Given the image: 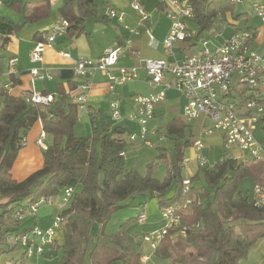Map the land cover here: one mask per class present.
<instances>
[{"label":"trees","instance_id":"trees-1","mask_svg":"<svg viewBox=\"0 0 264 264\" xmlns=\"http://www.w3.org/2000/svg\"><path fill=\"white\" fill-rule=\"evenodd\" d=\"M188 3L192 8L189 19L195 20L197 30L192 33L186 28L184 40L177 42L188 56L197 54L199 45L221 32L227 14L235 21L245 16L236 14L234 0ZM100 7L96 0H63L58 16L67 24L66 36L73 39L82 35L84 20L101 14ZM48 16V0H42L26 12L25 20L37 22ZM20 28L13 26L7 36L1 37L2 45ZM247 30L252 42L256 33ZM9 76L13 84L18 83L13 74ZM234 87L242 102L250 98L245 86ZM25 95H12L0 84V256L9 253L14 264H30L20 245L8 242L31 228H21L15 213L42 197L60 196L67 186H73L75 191L70 204L58 214L65 234L60 248L54 241L49 248L62 252L52 264H139L143 244L126 230L133 220L123 224L117 234L105 233L104 227L125 200L145 193L157 200L160 209L180 207L179 224L167 230L154 249L157 256L171 259L173 264H239L259 240H264L263 162L223 158L210 168H198L201 175L199 171L190 175L188 189L182 193L183 151L195 143L194 134L200 132L198 123L191 127L182 118L174 117L164 126L163 137L173 142L174 154L158 148L157 159L168 165L167 177L159 181L150 172L142 176L125 169L124 155L120 156L126 146L123 127L93 123L90 136L76 138L73 127L77 102L58 107L53 101L40 107L26 103ZM260 103L264 111V101ZM38 122L52 142L42 153V167L18 181L13 178L12 169L22 147L23 133ZM257 125L264 131V112ZM186 130L189 137L185 136ZM244 180L250 182L251 188H241ZM175 181L174 195L167 199V191ZM256 187L260 190L258 195ZM93 223L102 228L95 236L91 234Z\"/></svg>","mask_w":264,"mask_h":264},{"label":"built area","instance_id":"built-area-1","mask_svg":"<svg viewBox=\"0 0 264 264\" xmlns=\"http://www.w3.org/2000/svg\"><path fill=\"white\" fill-rule=\"evenodd\" d=\"M234 1L238 2L239 0ZM166 4L170 28L163 41V53L166 57L164 59H145L136 66L115 68L118 55L117 48L104 50L96 60L81 56L71 59L68 52L60 54L62 57L72 60V69L76 77H87L95 70L105 73L108 78L107 89L109 91H113L115 86H122L138 78L139 71H143L152 89L163 83L165 89H175L185 99L182 111L185 123L203 121L204 125L201 127V131L207 136L215 131L220 132L223 147L229 156L242 161L249 159L263 162L264 168V147L258 144L252 135V126L258 124V120L264 112L260 103V101H264V91L261 89L264 85V59L250 49V32L248 30H236L213 48H208V41H204L197 54L186 56L180 61L168 60L173 56L174 45L183 41L186 36L184 20L191 18L192 8L188 0H167ZM130 7L140 17V24L146 21L147 14L139 2L131 1ZM252 13L264 23V5L252 4ZM120 16V13L111 8L105 13L106 18L117 17L120 20ZM66 26V22L62 19L53 22L50 32L43 35L29 53V61L32 64L41 61L43 51L54 46L56 37L65 34ZM145 32L150 40H153L150 33L147 30ZM218 37H220V33L214 35V38ZM135 55L137 58L140 57L139 53H135ZM15 64L16 59L8 60V67L12 73ZM115 69L117 74L114 73ZM30 75L32 80L42 82L53 79L50 72L35 67L30 69ZM167 76L170 77V82H164ZM236 85L246 87L248 91L246 94L250 98L245 102H242L235 92L236 87L234 86ZM4 87L9 91L12 89L10 85H4ZM24 98L26 103L40 107L48 106L54 101L52 95L39 92L28 93ZM163 100L164 92L148 97L134 98L136 108L131 119L137 120L140 127L138 139L147 146H151V143L146 139L145 124L154 116V106ZM76 101L79 107H85L86 97L84 95L78 96ZM110 114L113 121L120 118L117 104L114 102L110 103ZM136 138L135 135H132L129 140L135 141ZM45 139L46 135L42 131L36 141V145L43 151L47 148ZM21 145H25L24 140ZM192 147L195 152L193 162L198 168L206 167L208 163L206 158L201 155L204 149L201 142L196 140ZM230 151L235 152V154L230 153ZM123 155L124 153H120V156ZM187 164L188 161L183 160L181 166L186 167ZM188 185L189 180L186 178L182 182V193L187 191ZM74 191L73 186H67L63 189L59 196L60 203L56 206V217L50 227L43 230L35 223L27 232L15 238V241L25 251L26 257L33 254L41 255L46 245L51 246L56 230L63 226V220L58 214L70 204ZM254 191L256 195L260 193L258 187ZM52 205L53 197H42L17 211L15 217L20 222L26 217L34 220L40 207ZM179 210L178 205L163 208V217L166 219L165 226L161 230L147 234L143 238L144 244L154 250L165 232L179 224ZM145 220L146 216L140 214L137 224L142 225ZM143 261H148V257H144Z\"/></svg>","mask_w":264,"mask_h":264},{"label":"crops","instance_id":"crops-1","mask_svg":"<svg viewBox=\"0 0 264 264\" xmlns=\"http://www.w3.org/2000/svg\"><path fill=\"white\" fill-rule=\"evenodd\" d=\"M41 1L42 0H0V38L7 36V32L13 26H21L17 32H12L9 35V41L7 43L2 45V41H0V46L2 45V48H0V84L2 86L12 85L13 88L10 90L12 95L22 97L24 94L31 92L52 95L54 98L53 105L57 104L58 107H62L63 105L68 107L69 104H75L77 102L76 98L80 95H84L86 97V105L83 110H86L92 127L93 123L100 125L101 121L102 124V117L100 118L98 115L106 99L110 101L117 98L120 101V99L126 96L130 98L135 94L133 88L126 84L115 86L113 91H109L107 89V75L98 70H95L87 77H76L73 73L71 59L81 56L96 60L103 51L108 48L118 49L115 68L136 66L139 65L140 61L145 59L166 58L163 53V41L170 28V21L167 18V0H96L101 6L102 12L101 14H96L84 20V33L73 39L66 36V34L57 36L54 46L46 48L43 51L41 61L32 64L29 61V53L37 41H39L40 35L43 37V35L50 32L53 22L59 19L58 8L63 4V0H48L49 16L37 22H26V12L30 11L34 5ZM131 1H137L143 7V10L147 14L145 22L140 24V17L130 7ZM241 1L244 2V0ZM250 1L251 2L247 1L248 3L244 5V9L247 11V13H244L246 16H244V28H239L237 20L235 21L232 19L229 14L226 15L225 24L234 27L232 33L236 30H247L250 28L252 32L256 33L254 41L260 43L259 45H263L264 27L261 26L257 29L248 22V18H250V16L251 18L255 16L252 13V4L258 3L264 5V0ZM12 3H15V5L11 6ZM110 8L120 13V20L117 17H105V13ZM184 23L185 27L193 33L196 29L195 23L189 18L185 19ZM146 30L150 33L153 40H150L145 32ZM231 34L225 37L223 33L220 32V37L214 38L213 36L209 39L215 41L212 45H207V47L213 48ZM201 48L202 46H200L198 50ZM62 52H68L71 59L62 57L60 54ZM135 53H139L140 57L137 58ZM186 56H188V54H185L181 45L176 43L173 47V56L168 60L180 61ZM11 58L16 59L13 73L8 67V60ZM261 58L264 59L263 56H261ZM33 67L50 72L53 75V79L45 82L32 80L30 69ZM114 73L117 74L116 69ZM10 74H13V78L17 80L18 83L13 84L11 82ZM139 77L145 82L148 91L147 96L137 97H148L164 92V100L154 106V116L156 114L161 116L168 114L171 118H182L185 123L182 115L185 99L175 89H165L163 83L152 89L143 71H139L138 78ZM164 82H170V77L167 76ZM261 89L264 91V85ZM98 119L100 121H98ZM196 123L200 125L201 132V127L204 125L203 121L185 124H187V126H193ZM14 179L20 181L18 178ZM54 212H57L56 208ZM29 219L31 224L28 225L26 223V226H23L24 228L33 226L36 223L40 229L44 230L50 227L53 222L50 221L48 212L45 214L43 213L40 218L36 216L34 220L32 218ZM64 234L65 231L62 227L56 233L54 242L62 245ZM262 243H264V240ZM48 247L50 248V246ZM53 252L54 250H50L48 255H52ZM38 261H41L40 257H38ZM43 261L47 263L46 260Z\"/></svg>","mask_w":264,"mask_h":264},{"label":"rangeland","instance_id":"rangeland-1","mask_svg":"<svg viewBox=\"0 0 264 264\" xmlns=\"http://www.w3.org/2000/svg\"><path fill=\"white\" fill-rule=\"evenodd\" d=\"M250 0L238 1L234 5V9L236 14L239 13H247L245 11L244 5ZM249 8V7H248ZM255 15V14H254ZM246 17V16H245ZM113 20V19H112ZM192 20V19H190ZM195 25L196 29L193 33L197 30V24L195 20H192ZM244 21L245 18L237 20L238 27L244 28ZM248 22L259 29L261 26L264 27V23L261 22L260 18L255 16H250L248 18ZM233 26H228L225 24L221 28V33L226 37L232 33ZM215 40L211 39L208 41L207 45H212ZM257 41L253 40V43L250 44V49L253 53L257 54L259 57H264V43L263 45H259ZM201 45H199L200 48ZM133 88L134 96H126L125 98L120 99V101L116 98L113 100L106 99L102 104V109L100 111V118L102 117V123L105 126H121L124 128V135L122 138L125 140V151H124V167L126 170L135 171L140 175H146L147 172H150L151 176L159 181L165 180L167 177L168 165L162 161L157 159L158 148L165 149L168 155L174 154V144L172 141L168 140L167 138L163 137L164 126L172 119L170 115H159L156 114L154 117L149 119L145 124L146 139L150 141L151 146L145 145L141 140L138 139V135L140 133V127L138 125L137 120H132L131 115L135 112L136 104L134 102V98L137 96H147L148 88L146 87L145 82L143 79L136 78L130 82L125 83ZM114 102L117 104L118 111L120 114V118L117 121H113L111 119L110 114V103ZM85 107L81 106L78 107L77 110V119L73 127V134L76 138H87L91 134V123L88 117L86 110H83ZM171 118V119H170ZM98 121H100L98 119ZM39 123V124H38ZM36 123L29 131L25 134V145L19 149L18 156L15 160L13 165L12 174L14 178H18L19 180L23 179L24 177L28 176L31 172L40 169L43 164V150L36 145V139L40 137L42 133L41 124L40 122ZM101 125V121H100ZM207 125V124H205ZM192 126V125H191ZM45 143L47 147L51 144V137L47 134ZM135 135L137 138L135 141H130L129 137ZM195 136L193 140H199L203 145L204 149L201 152V155L206 158L208 163V168L212 167L213 164L219 162L223 158L229 157V153L223 147V139L222 134L218 131L213 132L210 136L204 134V132H195ZM252 135L254 140L260 144H264V131L259 125L252 126ZM186 137L188 136V131L186 130ZM182 142V141H181ZM64 141H62L63 145ZM230 153L235 154V152L230 151ZM195 157L194 148L191 146L183 151V160H187L188 164L186 167H182L181 169V178L186 179L190 175H194L200 170L198 169L197 165L193 162ZM151 167L149 169L148 167ZM201 175V173H200ZM176 183H173L171 187L167 191V199L172 198L174 195V191L176 188ZM75 184V181L72 182ZM241 188L243 190L251 188V184L248 180H244L241 183ZM60 197L53 198V205L51 207L42 206L40 210H38L37 218H40L42 214L48 212V217L50 221H53L56 217V213L54 212L56 206L60 203ZM123 207L114 212L108 221V223L104 227V232L107 234H117L120 230L121 226L129 220H133L130 222L126 230L129 233L134 234L137 237V240L143 244V251H142V258L139 264H173L171 259H162L157 256L151 248H149L146 244L142 242V236L147 235L149 233H154L158 230L163 229L166 223V219L163 217L162 209L159 208L157 200L150 196L149 194L145 193L143 195H136L125 200L122 203ZM57 210V209H56ZM143 213L146 216V220L142 225H138L134 222V219L140 214ZM26 223L29 225L31 221L28 217L24 218L20 222V227L26 226ZM62 228V226L56 230V233ZM101 226L97 223H93L91 226V234L95 236L100 230ZM263 240H259L253 249L248 254L247 258L241 260L239 264H262L264 261V243ZM9 244H13L15 242L14 238L9 239ZM263 245V246H262ZM57 247H61L59 243L56 244ZM20 250V249H19ZM43 254L37 256L33 254L32 256L27 257V261L30 264H52L53 262L60 259L62 252L60 249H54L52 255H48L49 247L46 245L43 248ZM13 255L7 253L2 254L0 256V264H14L12 260ZM38 257H40L41 261H38ZM144 257H148V261H143ZM43 260H46L47 263Z\"/></svg>","mask_w":264,"mask_h":264}]
</instances>
